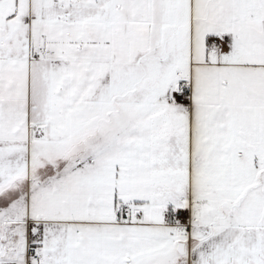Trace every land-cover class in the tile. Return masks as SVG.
Returning <instances> with one entry per match:
<instances>
[{"label":"snow or ice","instance_id":"6c2138e0","mask_svg":"<svg viewBox=\"0 0 264 264\" xmlns=\"http://www.w3.org/2000/svg\"><path fill=\"white\" fill-rule=\"evenodd\" d=\"M0 264H264V0H0Z\"/></svg>","mask_w":264,"mask_h":264}]
</instances>
